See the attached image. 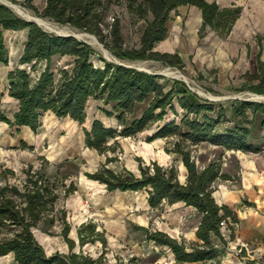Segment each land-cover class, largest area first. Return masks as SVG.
Segmentation results:
<instances>
[{
	"label": "trees",
	"instance_id": "trees-1",
	"mask_svg": "<svg viewBox=\"0 0 264 264\" xmlns=\"http://www.w3.org/2000/svg\"><path fill=\"white\" fill-rule=\"evenodd\" d=\"M32 2L24 0L21 5L39 18L94 36L120 63L155 61L171 67L181 64L179 56L159 53L155 46L166 38V23L172 11L181 6L198 9L203 21L200 34L206 28L227 33L238 15L237 10L220 11L215 3L204 0H45L40 12ZM119 4H124L132 23H142L137 48L125 46L119 18L106 23L110 9ZM19 31H26V40L16 68L7 73V91L16 102V110L11 118L5 115L0 99V123L15 131L26 128L36 134L43 116L49 113L82 126L88 102L101 101L108 108L102 112L114 119L116 127H106L94 119L88 130L83 129L84 147L99 155L115 154L119 149L117 138H132L156 126L149 141L171 140L165 151L183 165L184 183L179 182L175 166L161 167L156 163L140 165L139 176L125 169L104 167L85 175L105 185L107 192L145 191L151 209L176 203L195 208L200 215L196 243L186 246L183 241L149 229H144L146 239L170 251L178 264H206L222 258L225 247L234 239L237 218L227 206L217 205L212 193L219 181H227L230 176L222 172L220 157L204 166L197 164L190 147L206 144L222 152L259 153L264 135L257 140L255 131L264 132V104L234 100L229 118L222 104L200 99L182 82L173 81L169 87L164 77L109 62L93 47L44 32L2 5L0 65L8 64L4 33ZM58 59L68 62L58 66ZM242 79L244 85L251 84V92L264 96L263 63L258 61L255 71ZM178 110L179 123L164 122L168 113L177 116ZM225 123L232 126L221 128ZM110 141L112 146L108 145ZM115 161L116 158H107L105 165ZM22 174L25 178L21 185H11L9 178L15 177L14 172L0 165V257L11 254L15 264H141L135 257L126 261L114 258L110 263L105 258L103 234L95 232L93 225L78 230L79 245L98 241L103 251L95 258L75 253L74 243L67 238L70 227L65 211L57 208L61 198L76 191L72 183L69 187L65 184L69 176L50 180L43 167L35 169L30 164ZM222 221L227 225V236L220 232ZM57 225L69 252L47 255L33 232L53 236Z\"/></svg>",
	"mask_w": 264,
	"mask_h": 264
},
{
	"label": "crops",
	"instance_id": "crops-1",
	"mask_svg": "<svg viewBox=\"0 0 264 264\" xmlns=\"http://www.w3.org/2000/svg\"><path fill=\"white\" fill-rule=\"evenodd\" d=\"M204 1L215 3L220 11H238L227 33L206 28L200 34L203 22L201 12L195 7L181 6L170 13L166 23V38L156 47L165 53L177 54L182 62L192 60L202 67L218 70L220 74L229 73L232 76L249 73L248 71L253 69L255 71L258 61L264 64V0ZM14 103L16 110V102ZM46 115L53 116L49 113L44 116ZM62 120L69 121L76 129L82 128L80 138L83 141V129L88 130L91 124L87 113L82 126L69 118ZM99 120L102 122V119ZM108 121L112 124H107ZM42 122L45 123L46 118L43 117ZM107 123L106 127L116 125L112 118L107 119ZM2 129L9 131L10 128L0 123V130ZM22 129L34 134L29 129L21 128L20 130ZM1 135L3 134L0 133ZM262 148H264V140ZM87 150L88 154H91V151ZM224 155L225 160L231 158L234 160L235 168L230 172L227 164L222 165V172L229 175L230 179L218 182V185L221 183V190L218 193L220 203L216 204L227 206L234 212L237 223L234 226L233 236L245 247L242 250L244 253L241 254V259H244L241 264H247L246 261H255L264 257V151L261 150L257 154L227 151ZM180 169L184 170L183 165ZM96 171L91 169L89 173L93 174ZM182 178L185 182V175ZM78 184L80 185L78 190L64 198L66 211H72L73 216L78 219L77 225H83L87 217L82 206L83 198L85 192L93 191L96 198L92 202V207L96 220L100 222L99 227L105 240V249L106 251L116 250L121 254L119 258L125 259L123 256L125 253L126 259L135 257L141 261V264H178L170 251L146 239L144 229L163 232L175 240L181 239L186 246L189 242H197L196 232L200 215L193 207H187L182 203L164 204L160 207L159 213L158 209H151L148 206V195L145 191L107 192L105 185L86 178L82 179V177H78ZM220 232L227 236L225 230ZM59 234L56 235L67 247L68 253L69 247ZM69 234L72 237L68 239L74 243L75 249L76 242L73 236L78 238L77 230L73 229L69 231ZM5 258L11 259V263L15 264L11 254L0 257V261ZM207 264L225 263L220 257Z\"/></svg>",
	"mask_w": 264,
	"mask_h": 264
},
{
	"label": "rangeland",
	"instance_id": "rangeland-1",
	"mask_svg": "<svg viewBox=\"0 0 264 264\" xmlns=\"http://www.w3.org/2000/svg\"><path fill=\"white\" fill-rule=\"evenodd\" d=\"M4 1L22 7L21 3L24 0ZM32 3L40 12L45 5V0H33ZM22 8L35 15L31 10L25 7ZM114 17L120 19L122 26L121 32L125 46L137 48L139 44L140 28L142 23L134 24L131 22L124 10V4L114 5L110 9L106 23L111 24ZM49 21L51 22V20ZM59 28L72 32L75 31L69 26L59 25ZM4 37L6 39V48L8 50V64L7 66L0 65V99L2 111L5 113V115L11 118L13 112L15 111V103L8 95L7 73L17 66L18 59L22 53L23 45L26 40V31L7 32L4 33ZM94 49L101 53L99 48ZM155 51L159 53H165L160 51L156 46ZM108 54L109 58L114 61V57L109 52ZM67 62L68 59L55 60V64L58 66H63ZM123 64L134 65L150 72L151 74H163L162 71L167 68L171 71L178 72L186 81L181 78L166 76L164 77L163 82H166L170 87L173 81L182 83L184 81V84L188 89H191L199 94L198 97L200 99L207 101L213 100L211 102L222 104L224 108H226L227 116L229 118L232 101L249 99L250 96L256 95L249 90V86H251V84L244 85L243 83L244 80L242 77L246 73L239 76H232L229 73L220 74L218 70L207 68L205 66L202 67V65H197L192 60L186 63L181 61V64L178 67H171L164 65L161 62L155 61H139ZM248 72L253 73L254 69ZM260 104H264V102H260ZM103 108L108 109L102 105L101 101L90 100L86 109L89 120L92 122L94 119H102L104 125L112 124L111 121H108L107 123V119L111 118L105 116V114L102 112ZM43 117L44 119L46 118V122L41 123V129H39V133L36 135L30 134L24 129L15 131L10 128V132L7 131V129L0 130V133L3 134L0 136V165H3L5 168L14 172L15 177L9 178V183L11 185H21L25 178L22 174V171L23 169H26V166L29 164H32L35 169L43 167L46 174L50 177V180H53V178L57 176L59 178H62L63 176H69V179L65 181V184L67 187H69V184L72 183L76 190H78V187L80 186L78 184V177H82V179H88L85 174H90L89 172H91V169L100 170L102 167L110 168L114 171H122L125 169L126 171L139 176V166L141 165L144 167L150 165L151 163H156L161 167H169L172 165L175 166L178 172L179 182H184L182 176L185 175V171L180 169L182 164L177 160L176 157H174V155L168 154L165 151L166 148H169V142H171V140L163 139L149 141L150 136H152L155 132L156 126H153L132 138H117L119 149L115 152V154L107 152V154L99 155L93 150H90L91 154H88L89 151L84 147L83 141H81L80 138V134H82V128L76 129V127L69 123V121L58 119L53 116L46 115ZM180 119V111L178 110L177 116L168 113L164 118V122H170L174 120L176 123H179ZM86 126L87 125H85V127ZM228 126H232V123H225L221 128ZM255 134L258 136L257 140H260L264 132H259L256 130ZM261 144L263 145V142H261ZM108 145L112 146L113 142L110 141ZM190 150L192 151V155L194 156L196 163L201 166L207 165L210 161L216 160L220 157L221 164L223 165L225 163L228 165V171L232 172V170L235 168L234 160L231 158L226 159V161L224 159L225 152H222V150L216 147L202 144L199 146L190 147ZM107 158H116V161L105 165ZM220 184L221 183H219V185ZM215 191H217V186H215ZM95 198L96 197L93 191L85 192L82 206L86 211L87 217L83 225H77V217L73 216L72 211H66V200L64 198L60 199L57 208L59 210L65 211V220L71 229L70 231L76 229L78 232L80 229H86L87 226L93 225L95 227V232L102 234L99 227L100 222L96 220L92 207V202H94ZM58 228L59 227L57 225L53 229L54 235L50 238L47 235L39 232V230H35L33 232L35 239L43 246L47 255H51L55 252L67 254V247L57 237L58 235H56L60 233V228ZM68 237L71 238L72 236L69 234L67 238ZM73 238L76 242L75 249L73 248L75 253H81L85 256H91L95 258L103 251L98 241L80 246L78 238L74 236ZM177 241L181 242L182 240L177 239ZM64 242L66 243L65 240ZM192 244L194 243H188V245ZM67 246L69 247L68 244ZM104 253L105 258L110 263H114V258H119L118 256L121 255L116 250L106 251L105 249ZM123 256H125V259L122 257L120 259L126 261V254L123 253ZM246 263L264 264V257L255 261H246ZM0 264H12L11 259L5 258L0 261Z\"/></svg>",
	"mask_w": 264,
	"mask_h": 264
},
{
	"label": "water",
	"instance_id": "water-1",
	"mask_svg": "<svg viewBox=\"0 0 264 264\" xmlns=\"http://www.w3.org/2000/svg\"><path fill=\"white\" fill-rule=\"evenodd\" d=\"M0 5L6 7L7 9H9L12 13H14L17 17H19L15 12H13V10L5 3L1 2L0 0ZM21 20H23L24 22H26L27 24H32V25H35L37 26L38 28H40L41 30H43L44 32H47V33H50V34H54V35H57L59 37H71L81 43H84L90 47H93L90 43H88L87 41L81 39V38H78L74 35V33L72 31H67V30H64V29H60V30H45L41 27V25L36 21V19L32 16H29V17H26V18H21L19 17ZM48 20V19H46ZM53 24H55L57 26V28H59V25L54 23L53 21H51ZM75 30V29H74ZM77 31V30H75ZM95 40L96 38L94 36H92ZM96 44L98 46V48L101 50V53L103 55V58L109 62H112V60L109 58V54L107 51H105L102 46L98 43V41L96 40ZM115 64L119 65V66H123V67H128V68H132V69H135V70H138V71H141V72H144V73H147V74H151L150 72L144 70V69H141L139 67H136L134 65H125L123 63H120L116 60H114ZM153 75H156V76H161V77H166V75L164 74H153ZM183 83H185L183 81ZM190 91H192L193 93H195L197 96H199L198 93L194 92L193 90L189 89ZM210 101H213V100H210ZM242 101H245V102H251V103H260V102H257L255 100H253L252 98H249V99H243Z\"/></svg>",
	"mask_w": 264,
	"mask_h": 264
},
{
	"label": "bare ground",
	"instance_id": "bare-ground-1",
	"mask_svg": "<svg viewBox=\"0 0 264 264\" xmlns=\"http://www.w3.org/2000/svg\"><path fill=\"white\" fill-rule=\"evenodd\" d=\"M1 2L7 4L13 10V12H15L21 18H26L29 16L34 17L36 19V21L41 25V27L45 30H60L63 28V27L57 28V26L55 24H53L52 22H50L49 20H46L43 18H38L36 15H33L32 13L28 12L27 10L23 9L22 7H20L18 5L11 4L10 2L4 1V0H1ZM73 33L76 37L81 38V39L87 41L88 43H90L92 46H94V48H96V49L98 48L96 41L92 36H89L87 34H84L82 32H78V31H73ZM162 73L166 76L184 79L178 72L171 71L168 68L164 69L162 71ZM250 98H252L253 100H255L257 102H264V96L252 95V96H250Z\"/></svg>",
	"mask_w": 264,
	"mask_h": 264
},
{
	"label": "built area",
	"instance_id": "built-area-1",
	"mask_svg": "<svg viewBox=\"0 0 264 264\" xmlns=\"http://www.w3.org/2000/svg\"><path fill=\"white\" fill-rule=\"evenodd\" d=\"M262 150L264 151V148H262ZM215 186H217V191H215ZM213 188V193H212V197L214 198L216 203H220L219 200V191L221 190V185H218V183L216 184ZM216 195H218V198H216ZM220 229L221 230H225L227 231V225L225 223V221H222L220 224ZM235 226V225H234ZM217 247V246H215ZM245 247L242 245L241 241L237 238H234L233 241L231 243H229L226 247H225V251L224 254L222 256V259L224 261L225 264H238V260H239V264L243 263L244 259H241V250H244ZM207 264V263H206Z\"/></svg>",
	"mask_w": 264,
	"mask_h": 264
}]
</instances>
